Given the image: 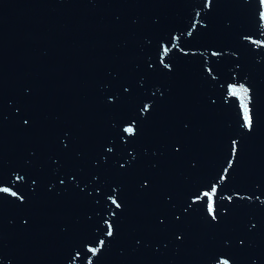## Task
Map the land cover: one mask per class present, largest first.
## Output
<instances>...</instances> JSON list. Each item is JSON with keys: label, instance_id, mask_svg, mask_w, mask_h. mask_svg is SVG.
I'll list each match as a JSON object with an SVG mask.
<instances>
[{"label": "water", "instance_id": "1", "mask_svg": "<svg viewBox=\"0 0 264 264\" xmlns=\"http://www.w3.org/2000/svg\"><path fill=\"white\" fill-rule=\"evenodd\" d=\"M0 264H264V0H0Z\"/></svg>", "mask_w": 264, "mask_h": 264}]
</instances>
